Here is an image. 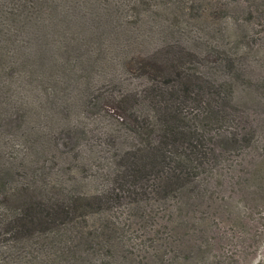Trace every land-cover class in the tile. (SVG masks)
I'll return each mask as SVG.
<instances>
[{
	"label": "trees",
	"instance_id": "trees-1",
	"mask_svg": "<svg viewBox=\"0 0 264 264\" xmlns=\"http://www.w3.org/2000/svg\"><path fill=\"white\" fill-rule=\"evenodd\" d=\"M260 1L0 0V264L208 263L223 155L252 144L240 104H261L264 88L243 64L252 51L238 52L253 36L224 43L217 21L234 8L241 26L264 27ZM177 11L203 31L179 34L165 21ZM246 86L252 100L237 96ZM79 102L122 119L102 139L107 156L92 148L108 167L96 194L51 176L84 150V128L67 119ZM124 205L133 221L162 220L157 237L129 242L109 217Z\"/></svg>",
	"mask_w": 264,
	"mask_h": 264
},
{
	"label": "rangeland",
	"instance_id": "rangeland-1",
	"mask_svg": "<svg viewBox=\"0 0 264 264\" xmlns=\"http://www.w3.org/2000/svg\"><path fill=\"white\" fill-rule=\"evenodd\" d=\"M234 4L236 3L234 2ZM262 5L264 8V3ZM218 17L217 31L220 32V23L224 26V31L225 27L228 26L226 30L227 40L224 39L225 35L221 32L222 36L224 35L222 38L224 43L230 44L231 42L232 45L237 42L240 43L245 38V33L253 36L246 38V41L239 45L238 52L241 53L246 50H243L242 46L252 51L251 56L244 60L243 64L248 67L249 75L252 72L253 78L264 79V27H259L256 19L252 20L251 24L241 26L247 18V14L240 13L234 8L221 13ZM168 18L165 21L167 23L172 21L179 34L184 33L183 30H186V26H191L192 29L187 28L185 32L203 31L202 29L196 30V22L189 21L182 11H177ZM226 22L228 23L227 26ZM239 27L242 31L239 30ZM204 32L207 36L216 39V33H209L207 30ZM237 32L239 33L237 34ZM237 37H239V41H237ZM186 38L187 36L184 34L182 39L184 44H186ZM240 87L239 94H237L238 98H249L244 91L249 89L248 86L242 87V91ZM108 92L105 90L102 95L105 96ZM109 96L108 94L105 97L108 98ZM254 96L257 97V100L261 99L262 103L258 104L256 99L255 102L251 103L248 101L243 103L242 101L243 104H240L241 109H239L238 115L240 126L243 123L241 130L252 129V132L255 133L252 144L247 145V148L241 151H232L228 155H223L227 156L229 161L222 164L221 169L224 177L221 190L217 194L218 196L215 194L213 201H210L209 204L208 211L210 212L207 216V223L211 224L212 228L207 235L210 247V259L207 264H264V88H258ZM73 99L75 100L76 96ZM249 99L252 100L253 98ZM79 104L82 105V102L68 108L70 114L67 115V119L70 123H73L74 120L80 128H84L86 132V136L82 138L84 150L79 153L80 156L77 157V161L72 164L67 163L64 168L51 165V176L79 179L81 187L85 191L89 194H96V184L93 180L97 169L100 168L101 172L99 173L106 175L108 167L107 163H104L105 160L102 155L97 153L94 156L93 149L100 150L107 156L103 148L107 147L108 144H104L105 140L102 143V139L108 138L109 133L119 130L122 127V119L117 113L114 114L113 110L108 112L107 109H103L101 112L92 114L86 109L79 108ZM95 110L98 109L95 108ZM83 120H85L84 124H82ZM10 127L8 126L7 130ZM223 131L226 129L221 130V132ZM241 135L243 134L241 133ZM61 148L63 151V145ZM85 148L87 149L85 150ZM90 148L93 149L90 150ZM84 163H87L88 167L85 172H81L80 168ZM257 169V173H253ZM109 217L113 218L114 222L121 223L126 238L135 244L157 237V232L164 224L160 219H155L153 226L145 225L142 221H133L126 205L113 208ZM148 227H151L149 231Z\"/></svg>",
	"mask_w": 264,
	"mask_h": 264
}]
</instances>
